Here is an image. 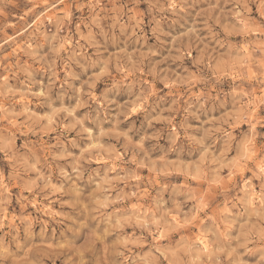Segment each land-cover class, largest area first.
Wrapping results in <instances>:
<instances>
[{
  "label": "clouds",
  "instance_id": "9594fccd",
  "mask_svg": "<svg viewBox=\"0 0 264 264\" xmlns=\"http://www.w3.org/2000/svg\"><path fill=\"white\" fill-rule=\"evenodd\" d=\"M0 264H264V0H0Z\"/></svg>",
  "mask_w": 264,
  "mask_h": 264
}]
</instances>
